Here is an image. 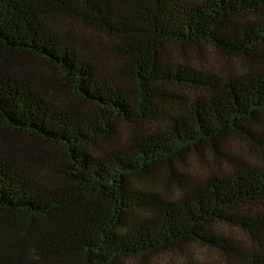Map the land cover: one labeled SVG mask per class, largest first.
Returning a JSON list of instances; mask_svg holds the SVG:
<instances>
[{"label": "trees", "instance_id": "trees-1", "mask_svg": "<svg viewBox=\"0 0 264 264\" xmlns=\"http://www.w3.org/2000/svg\"><path fill=\"white\" fill-rule=\"evenodd\" d=\"M205 47L238 67L171 53ZM163 173L178 197L144 186ZM190 244L226 262L187 264H264V0H0V264Z\"/></svg>", "mask_w": 264, "mask_h": 264}, {"label": "rangeland", "instance_id": "rangeland-1", "mask_svg": "<svg viewBox=\"0 0 264 264\" xmlns=\"http://www.w3.org/2000/svg\"><path fill=\"white\" fill-rule=\"evenodd\" d=\"M172 56L178 62L182 64L189 65L201 70H211L214 72H227L231 68L238 67V61L235 58H227L225 56L219 55L213 52L210 48H204L202 51L192 50L189 53L187 59L185 60L184 55L175 50L171 51ZM224 152L228 153L230 156H251V153L256 152V150L242 141L240 138L235 137L231 141V145L223 149ZM257 153V152H256ZM212 154V153H211ZM208 160L211 158L207 152ZM211 161H206L203 163L194 162L189 167H184L180 170L181 173L185 174L190 178H199L205 175L209 170L213 168ZM144 186L146 188H151L159 190L166 193L168 196L176 198L180 195L177 190V180L175 177L170 180L167 179L166 173L161 174L160 177L153 180L152 182H145ZM226 235H229L233 239L241 240L242 235L240 232L233 228H225ZM223 259V258H222ZM219 253L212 248L206 246H198L196 244H190L187 248L183 250H176L168 252L167 254L159 255L154 259L155 264H187V262H199V263H219L226 262L225 259L222 261Z\"/></svg>", "mask_w": 264, "mask_h": 264}]
</instances>
